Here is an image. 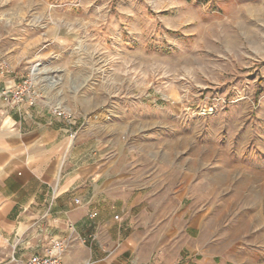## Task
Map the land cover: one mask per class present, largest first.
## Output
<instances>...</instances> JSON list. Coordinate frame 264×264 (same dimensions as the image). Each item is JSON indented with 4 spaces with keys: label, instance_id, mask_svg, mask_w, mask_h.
<instances>
[{
    "label": "rangeland",
    "instance_id": "374dc122",
    "mask_svg": "<svg viewBox=\"0 0 264 264\" xmlns=\"http://www.w3.org/2000/svg\"><path fill=\"white\" fill-rule=\"evenodd\" d=\"M1 72L167 183L128 196L152 264H264V0H0Z\"/></svg>",
    "mask_w": 264,
    "mask_h": 264
},
{
    "label": "crops",
    "instance_id": "0c3cea01",
    "mask_svg": "<svg viewBox=\"0 0 264 264\" xmlns=\"http://www.w3.org/2000/svg\"><path fill=\"white\" fill-rule=\"evenodd\" d=\"M53 109L0 101V264L59 242L63 264H152L128 196L167 183L119 151L109 110L69 122Z\"/></svg>",
    "mask_w": 264,
    "mask_h": 264
},
{
    "label": "built area",
    "instance_id": "2783aa9c",
    "mask_svg": "<svg viewBox=\"0 0 264 264\" xmlns=\"http://www.w3.org/2000/svg\"><path fill=\"white\" fill-rule=\"evenodd\" d=\"M37 98L35 83L31 78L25 79L17 84L0 88V101L8 105H21L26 101L35 102ZM53 113L59 117L72 122V113L62 108H54ZM64 251L62 243L54 244L53 248L45 247L39 253L32 255L25 264H63L60 254Z\"/></svg>",
    "mask_w": 264,
    "mask_h": 264
},
{
    "label": "bare ground",
    "instance_id": "6f19581e",
    "mask_svg": "<svg viewBox=\"0 0 264 264\" xmlns=\"http://www.w3.org/2000/svg\"><path fill=\"white\" fill-rule=\"evenodd\" d=\"M37 67H38V65H35V66L33 67V69H32V73H33L34 75H36ZM33 79H34V76H33ZM58 107H60V105H59ZM239 229H240V228H237V227H236V228H233L234 233H235V234L238 233Z\"/></svg>",
    "mask_w": 264,
    "mask_h": 264
}]
</instances>
